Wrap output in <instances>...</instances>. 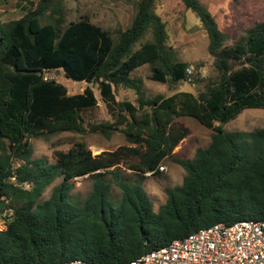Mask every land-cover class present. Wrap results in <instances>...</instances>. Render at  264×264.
<instances>
[{
    "label": "trees",
    "instance_id": "obj_1",
    "mask_svg": "<svg viewBox=\"0 0 264 264\" xmlns=\"http://www.w3.org/2000/svg\"><path fill=\"white\" fill-rule=\"evenodd\" d=\"M156 1L137 0L130 25L115 31L89 15L67 22L57 0H40L20 18L0 21V146L6 151L0 154V214L14 208L0 230V264H128L216 222L264 219V127L223 126L247 108H264V23L229 44V32L202 0H183L208 35L217 74L198 94L152 97L133 76L140 67L149 66V79L171 85L188 81L190 67L168 44ZM53 71L88 85L69 93L46 75ZM94 87L115 118L87 127L83 112L98 103ZM119 87L134 90L136 103L117 100ZM182 116L213 130L191 159L173 154L188 134L176 125ZM89 131L121 132L128 144L93 154L77 140L69 150H54V162L33 154L32 137ZM167 159L186 174L165 189L166 201L155 210L142 182L121 179L118 171L124 166L142 177L155 175ZM86 175L92 189L79 204L72 199L73 180ZM113 183L121 190L118 202Z\"/></svg>",
    "mask_w": 264,
    "mask_h": 264
},
{
    "label": "rangeland",
    "instance_id": "obj_2",
    "mask_svg": "<svg viewBox=\"0 0 264 264\" xmlns=\"http://www.w3.org/2000/svg\"><path fill=\"white\" fill-rule=\"evenodd\" d=\"M40 0H0V21H9L20 18L30 9L37 6ZM64 7L67 22L79 19L83 15H89L91 19L104 28L115 31L124 29L130 25L137 11V0H57ZM215 16L221 30L229 32V44L241 40L249 29L264 23V0H202ZM156 12L166 22L168 31V44L173 45L178 52L179 58L188 61L193 73L190 80L176 85L161 83L149 79L150 68L148 65L140 67L133 76H140L144 81V89L148 96H169L178 91H191L198 94L205 90L209 79L217 74L214 66V58L208 52V35L203 29L200 19L196 14L185 7L183 0H157ZM50 78H56L64 83L69 93L82 92L88 85L83 81H75L65 77L58 71L47 72ZM98 103L95 107L83 112L85 124L89 127L92 123L105 120H114L115 116L106 103L102 100L99 91L94 87ZM117 100H130L136 103L134 90L119 87L116 89ZM176 125L188 129V134L174 148L173 154L180 158L191 159L195 156L199 147L207 146L212 137L213 130L202 125L197 119L182 116L176 120ZM226 130L251 131L255 128L264 127V108H247L235 119L223 124ZM77 140H85L93 151L99 154L103 151H113L121 145L128 144L124 134L114 132L106 136L101 132H87L84 134L74 132H62L52 134L49 137H32L33 154L35 157H45L54 162V150H69ZM6 151L0 146V154ZM163 165L164 171L155 175H146L133 172L126 167L119 168L121 179L132 182H142L145 190L150 195L155 210L166 201L165 189L183 182L185 169L167 159ZM106 178L114 182L112 173ZM61 179H57L46 189L43 198L50 196L53 186ZM72 199L82 204L92 189L93 178L86 175L73 180ZM121 196L120 188L113 183L112 198L118 202ZM7 220L0 218V230L5 229Z\"/></svg>",
    "mask_w": 264,
    "mask_h": 264
},
{
    "label": "built area",
    "instance_id": "obj_3",
    "mask_svg": "<svg viewBox=\"0 0 264 264\" xmlns=\"http://www.w3.org/2000/svg\"><path fill=\"white\" fill-rule=\"evenodd\" d=\"M192 73L189 67V80ZM165 169V165L159 167L160 171ZM13 215L14 208L7 207L0 218L9 220ZM60 264L87 263L73 259ZM128 264H264V219L216 222L137 256Z\"/></svg>",
    "mask_w": 264,
    "mask_h": 264
}]
</instances>
